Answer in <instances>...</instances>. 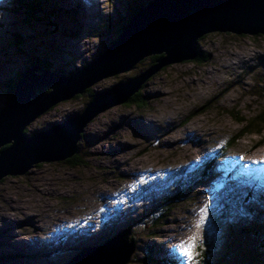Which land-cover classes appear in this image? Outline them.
Returning a JSON list of instances; mask_svg holds the SVG:
<instances>
[{"label": "rangeland", "instance_id": "obj_1", "mask_svg": "<svg viewBox=\"0 0 264 264\" xmlns=\"http://www.w3.org/2000/svg\"><path fill=\"white\" fill-rule=\"evenodd\" d=\"M53 1L55 7L46 1L35 19L20 12L16 0H0V109L9 83L30 67L31 59L70 77L107 51L129 15L128 0ZM50 16L58 18L55 24L48 22ZM198 49L209 55L207 62L172 63L145 80L141 88L150 80L143 90L146 107L121 103L97 115L86 126L73 163L43 162L0 181V264H66L127 229L136 240L127 264H151L148 257L161 262L156 264H189L179 248L182 241L193 245L194 264H264V170L243 172L247 183L255 177L263 181L252 190L241 189L244 181L235 174L226 176L227 157L247 168L246 160L264 155V144L255 146L262 134L228 144L241 132L239 119L264 108V34L209 33L199 39ZM151 57L58 103L27 133L82 112L90 91L96 94L147 72L154 65ZM205 163L210 170L203 176L199 171ZM216 166L225 171L215 173ZM228 186L239 190L230 192ZM183 192L165 207L166 196ZM85 217L97 233L91 241L80 223ZM164 227L174 229L166 240L179 245L173 249L161 240L166 257L158 259V249L148 252L144 242L150 230Z\"/></svg>", "mask_w": 264, "mask_h": 264}, {"label": "water", "instance_id": "obj_2", "mask_svg": "<svg viewBox=\"0 0 264 264\" xmlns=\"http://www.w3.org/2000/svg\"><path fill=\"white\" fill-rule=\"evenodd\" d=\"M215 32L264 34V0H152L106 52L70 77L46 70L42 64L27 68L0 109V181L9 175H24L43 162L74 157L85 127L97 115L129 101L161 68L196 59L200 54L199 39ZM160 54L163 56L147 72L96 92L82 112L33 135L26 132L34 119L59 102L84 94L102 79L134 68L147 56ZM40 89L49 91L40 93ZM135 248V234L127 229L82 250L66 264H127Z\"/></svg>", "mask_w": 264, "mask_h": 264}, {"label": "trees", "instance_id": "obj_3", "mask_svg": "<svg viewBox=\"0 0 264 264\" xmlns=\"http://www.w3.org/2000/svg\"><path fill=\"white\" fill-rule=\"evenodd\" d=\"M19 7L18 10L21 12H25V14H27L30 18H35L37 17V15L41 14L42 13V10H43V7L45 6L44 3L46 1H48V7L51 8L52 6L55 7V3L54 1L51 2V0H16ZM152 0H128L129 3H126L128 8H129V15H128V18L126 20H122L120 21V28H119V31L118 33L116 34V37L112 40V42H114L118 37L119 35L121 34L122 30L124 29L125 26H127L129 24V22L131 21V19L137 15L146 5H148L149 3H151ZM43 2V3H42ZM52 3V4H51ZM52 10L54 11H58L56 8H52ZM66 11V10H65ZM68 13V11H67ZM70 13V12H69ZM68 13V14H69ZM78 19V15L76 13L75 15ZM74 16V17H75ZM55 19H58L56 18L55 16H50L48 17V22H51L53 24H55ZM57 28V26L55 25L54 28H53V31L54 29ZM57 32V30L55 31ZM18 35V34H17ZM18 39H19V36H16ZM20 40V39H19ZM20 45H22L21 42H19ZM163 56V55H155V56H152L151 57V62L150 64H156L158 62V59H160V57ZM209 55H207V53H205L204 51H200V54L199 56L197 57V60L200 61V63H205L207 62L209 59ZM35 64H42L44 65L45 69L46 70H49V71H52L51 69V66L48 64V63H45L41 60H36V59H31V62H30V67L35 65ZM149 65V64H148ZM146 67V66H145ZM79 70V69H78ZM25 71L21 72L20 74H18V76L9 83L8 87H9V91H8V98L12 95V93L14 92V89H15V82L16 80L20 79L22 76H23V73ZM60 73L62 71H59ZM63 73V72H62ZM49 90H45V89H40L39 92H48ZM91 92V96H90V100L92 101L94 98H95V93L90 91ZM147 97L148 96H145L142 92V90L139 91V93L137 94H134L130 99L129 101H127L126 103L129 105V106H133V105H137L139 107H146L148 105V100H147ZM80 98V97H78ZM52 110V109H51ZM204 110V108H203ZM239 122H241L242 124V129H241V132L239 135H237L235 138H232V140H230L228 142L229 144V147H232L233 144L235 143V141H237L238 139H240L241 137L243 136H246V135H252V134H258V135H264V108L261 109L258 114H256L255 116L251 117V118H244L242 117L241 119H239ZM29 130V128L26 129V132ZM84 140V139H83ZM85 141H83L84 143ZM264 144V137L262 138V140L255 146H261ZM228 147V148H229ZM5 148V147H4ZM79 156V155H78ZM77 157L76 155L74 157H72L71 159H68V162H71L73 163L74 162V159ZM81 163H83L81 161ZM80 163H78V160L75 162V165H79ZM210 170V163H205L204 164V167L201 168V170L199 172L201 173H204L203 176L208 173ZM198 172V173H199ZM187 190V188H186ZM185 190V191H186ZM181 195H185V192H183L182 194H179V193H173L171 195H168L165 197L164 199V204H166L167 206L165 207H169L171 205H173V201L178 199ZM252 195V192L251 193H247V197L246 199L247 200H252L253 197H251ZM260 197L262 198V195L261 193L259 194ZM261 198H257L256 201L257 203H261L262 201H260ZM162 210H164V207L162 208ZM248 210L250 212V208L248 207ZM158 218V217H157ZM158 221H161V218L158 219ZM159 224V223H158ZM156 224L154 223V226ZM1 258V257H0ZM5 258V257H4ZM2 259V258H1ZM6 259V258H5ZM7 260V259H6ZM147 260H149V262L151 264H156V263H161L160 261L157 260V262L148 257ZM164 264V263H163Z\"/></svg>", "mask_w": 264, "mask_h": 264}, {"label": "bare ground", "instance_id": "obj_4", "mask_svg": "<svg viewBox=\"0 0 264 264\" xmlns=\"http://www.w3.org/2000/svg\"><path fill=\"white\" fill-rule=\"evenodd\" d=\"M126 71H124V72H121L120 74H122V73H125ZM117 75H119V74H117ZM103 80V79H102ZM152 80V79H151ZM101 81V80H100ZM99 82V81H98ZM149 82H150V80L149 81H147L144 85H143V87L141 88V90H142V92H143V90L145 89V86H147L148 84H149ZM91 88V87H90ZM193 91H195V90H193ZM200 94V93H199ZM202 96V95H201ZM188 99V98H187ZM65 101V100H64ZM62 102V101H61ZM60 103V102H59ZM57 105V104H56ZM116 106V105H115ZM115 106H111V107H109L108 109H111V108H113V107H115ZM54 108V106L51 108V109H53ZM51 109H49L48 111H45L44 113H42L39 117H37L36 119H34L29 125H28V127L32 124V123H34L38 118H40L41 116H43L44 114H46V113H48ZM97 117V116H96ZM92 122V121H91ZM90 122V123H91ZM147 122V121H146ZM148 123V122H147ZM88 125H89V123H88ZM87 125V126H88ZM178 125H180V124H178ZM27 127V128H28ZM86 128V127H85ZM43 130H45V129H43ZM85 130V129H84ZM173 131V130H172ZM181 131V130H180ZM37 132V131H36ZM174 132H175V130H174ZM168 133V132H167ZM33 134V133H32ZM167 135V134H166ZM167 136H169V135H167ZM199 137V136H198ZM199 139V138H198ZM204 139V138H203ZM203 139H202V141H203ZM213 142H215V141H213ZM256 142V141H255ZM206 145V143H203V146H205ZM196 154V153H195ZM229 155H232V154H229ZM185 157L186 158H188V160H191L192 158H193V152L191 153H186L185 154ZM226 160L228 161V164H227V166H230V168L229 169H227L226 171L229 173V175H226V176H229L228 178H230V179H232V175L233 174H235V176H238V177H240V179H243V181H244V185H245V187H241L240 186V188L241 189H246V190H252V189H254V186H256V185H259V184H257V183H262L263 181H261V178L260 177H255L254 179H255V181H253L252 182V184L253 185H248L249 183H247V180L245 179V177L243 176V172H254V170L255 171H257L258 173H262V169L264 170V155H258L257 157H251V159H249V160H246L247 161V168H244L243 167V165H241V161H239L238 159H237V161H235L234 160V158H232L231 156L230 157H227L226 158ZM244 160V159H243ZM252 161H262L261 163H253ZM237 168V169H236ZM235 170H238V173H236L235 172ZM217 171L218 172H223V171H225L223 168H221L220 166H216V168H215V173H217ZM162 172V171H161ZM262 179H264V178H262ZM247 183V184H246ZM238 187V186H237ZM236 186H228V188H229V190H230V192H231V190L233 191H237V190H239L238 188H237ZM233 188V189H232ZM8 197L11 199V197L8 195ZM4 200L3 201H5V198H3ZM6 199H8L7 197H6ZM12 200V199H11ZM2 201V202H3ZM97 212L98 213H100L101 215H104V214H106V213H108L107 211H105L104 209H98L97 210ZM1 213V212H0ZM113 213V212H112ZM2 214V213H1ZM8 217H11L10 215H8ZM84 227H85V230L84 231H86L85 233H87V234H89L90 235V238H89V240L88 241H91V240H93V239H95V236L97 235V233H92V224H91V222H90V219H87V217H85V218H83V220L80 222ZM175 223V222H174ZM176 224V223H175ZM158 228V227H157ZM187 229V228H186ZM99 231V230H98ZM150 232H152V234L150 235H148L147 236V238H149L150 240H148V241H145L144 243H145V247L143 248V249H148L149 251L148 252H150V249H155V247H156V249H158V251H157V257H158V259H160L161 257H166V254H165V251H166V247L165 246H167V245H165L166 244V241H169V243H170V246H173V249L174 248H177V246L176 245H179L178 244V242H176V241H174V240H166L169 236H172L173 235V233H174V229H171V228H165L164 227V230L163 229H161V230H159V231H156L155 229H153V230H150ZM98 237H100V236H98ZM156 238H160V243L161 244H158V242H157V239ZM79 239H81V238H79ZM161 240H166V241H162L161 242ZM158 244V245H157ZM180 252V251H179ZM158 253H160V255L158 254ZM164 253V254H163ZM159 256H160V258H159ZM143 257V256H142ZM144 258H145V256H144ZM168 258V257H167ZM174 258V257H173ZM180 259H181V257H180ZM164 260V259H163ZM162 260V261H163ZM182 260V259H181ZM186 260V259H185ZM164 263H165V261H163ZM173 262H175V261H173ZM180 262V261H179ZM179 262H177V263H179ZM167 263H168V261H167ZM170 263V262H169ZM181 263V262H180Z\"/></svg>", "mask_w": 264, "mask_h": 264}, {"label": "snow or ice", "instance_id": "obj_5", "mask_svg": "<svg viewBox=\"0 0 264 264\" xmlns=\"http://www.w3.org/2000/svg\"><path fill=\"white\" fill-rule=\"evenodd\" d=\"M241 159H243V157H241ZM252 162L253 163H261L262 161H252ZM201 226L202 225L199 222H197L195 225V227H197V228H200ZM190 239L194 240L195 237H192ZM179 248L183 250V254L187 258V260L189 261V264H194L193 253L191 250L193 248V245L182 241L181 244L179 245Z\"/></svg>", "mask_w": 264, "mask_h": 264}]
</instances>
